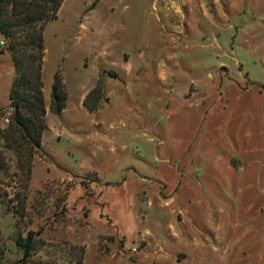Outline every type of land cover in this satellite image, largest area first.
Segmentation results:
<instances>
[{
  "label": "rangeland",
  "instance_id": "obj_1",
  "mask_svg": "<svg viewBox=\"0 0 264 264\" xmlns=\"http://www.w3.org/2000/svg\"><path fill=\"white\" fill-rule=\"evenodd\" d=\"M42 34L40 148L0 139V264L27 230L29 264H264V0H62Z\"/></svg>",
  "mask_w": 264,
  "mask_h": 264
},
{
  "label": "trees",
  "instance_id": "obj_2",
  "mask_svg": "<svg viewBox=\"0 0 264 264\" xmlns=\"http://www.w3.org/2000/svg\"><path fill=\"white\" fill-rule=\"evenodd\" d=\"M62 0H0V34L7 40L13 75L8 90V123L0 133L3 146L18 156L20 147L27 155L38 151L45 129V106L42 92V58L44 42L42 30L47 20L54 18ZM98 86V85H97ZM96 87V86H95ZM91 88L83 103L91 111L86 99L96 92ZM67 93L58 72H54L49 90V109L60 114ZM29 171V169H28ZM20 256L16 264H29L28 257L36 245L35 231L27 230L14 238Z\"/></svg>",
  "mask_w": 264,
  "mask_h": 264
},
{
  "label": "built area",
  "instance_id": "obj_3",
  "mask_svg": "<svg viewBox=\"0 0 264 264\" xmlns=\"http://www.w3.org/2000/svg\"><path fill=\"white\" fill-rule=\"evenodd\" d=\"M0 43H2V44H3L4 42H3V41H1Z\"/></svg>",
  "mask_w": 264,
  "mask_h": 264
}]
</instances>
